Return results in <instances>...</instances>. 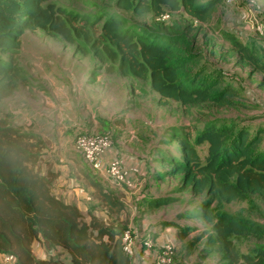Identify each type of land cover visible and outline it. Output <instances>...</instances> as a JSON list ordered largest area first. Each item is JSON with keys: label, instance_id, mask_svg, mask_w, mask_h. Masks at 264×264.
Here are the masks:
<instances>
[{"label": "trees", "instance_id": "trees-1", "mask_svg": "<svg viewBox=\"0 0 264 264\" xmlns=\"http://www.w3.org/2000/svg\"><path fill=\"white\" fill-rule=\"evenodd\" d=\"M114 3L134 15H150L154 21L135 31L121 28V19L109 16L96 31L99 18L91 20L50 0H0V101L19 85L29 83L17 55L22 34L37 29L75 44L83 55L92 54L108 74L147 81L157 93L159 104L173 100L182 105L209 102L229 106L239 96L230 86H223L218 77L208 81L202 78V69L193 72L191 68L199 57L196 30L202 29L217 4L234 6L240 11L238 0L229 3L115 0ZM177 13L187 16L188 21L180 25L177 19L172 20ZM232 21L237 27L238 23ZM251 29L247 30L254 33ZM226 32L243 62L264 72V64H259L247 46ZM260 41L264 48L263 39ZM236 131L209 123L192 143L191 134L173 132L180 156L162 158L161 162L169 165L165 175L180 174L177 191L189 188L192 195L204 196L198 216L211 224L207 240L219 257V264H264V130L257 129L251 136L245 129ZM204 142L206 152L201 156L197 145ZM40 146L36 135L21 132L0 116V254H12L15 264H65L59 259L33 256L32 242L41 238L49 248L58 246L67 250L72 264H131L121 245L127 221L118 222L114 213H123L125 204L82 170L96 190L95 195L104 202L109 217L91 215L86 221L75 204L51 192L53 173L42 174L37 167ZM252 196L259 203L248 209L247 218L212 208L215 204L245 202ZM186 234L178 233V240H183ZM247 237L263 240L255 247L254 255L240 254L237 250L236 242Z\"/></svg>", "mask_w": 264, "mask_h": 264}, {"label": "rangeland", "instance_id": "rangeland-1", "mask_svg": "<svg viewBox=\"0 0 264 264\" xmlns=\"http://www.w3.org/2000/svg\"><path fill=\"white\" fill-rule=\"evenodd\" d=\"M50 1L63 9L87 16L91 20L99 18L96 31L99 30L101 22L109 16L120 18L121 28L135 31H140L142 25L149 26L154 21L150 15H134L130 11L116 7L115 0ZM238 4L240 11L235 10L234 6L217 4L202 29L199 32L196 30V53L199 57L191 67L193 72L202 69L203 79L209 81L218 77L223 86H230L239 94L232 99L233 103L229 106H218L209 102L182 105L173 100L159 104L157 93L147 81L106 73L96 57L92 54L83 55L76 50L75 44L67 43L61 38H52L40 29L25 31L21 36V46L17 56L23 67L24 64L29 66L34 61L43 62V59L53 57L79 59L81 62L74 69L76 71L87 69L85 73L89 77L88 80L95 81L92 91L105 93V114L99 121L103 132L97 130L96 133L107 134L113 142L114 155L122 162L128 160L127 158L130 159L131 156H139L140 163L144 165L145 170L147 169V173L135 182L136 186L129 189L123 184L118 185L114 182L115 185L113 183L112 185L119 188L110 187L106 179L108 184L105 182L104 188L117 190L113 196L116 200L124 202L126 206L123 213L114 212L115 217L118 222L127 221L126 226H132L142 241L145 238H152L146 231L150 226L171 224L177 232V238L178 233L185 231L187 233L185 238L175 243L170 264H219V257L212 251L207 240L211 224L198 216L204 196L192 195L189 188L177 191L180 189V174L165 175L169 165L162 164L161 159H168L176 154L180 156L177 153L178 141L172 137V133L187 132L191 134L192 143L195 136L209 123L218 127H230L232 132L245 129L248 136L253 135L257 129L264 130V72L260 69L255 70L252 65L243 62L226 32L228 30L236 40L247 46L249 53L259 61L260 65L264 64L261 37L257 36L255 30L254 33L247 30H252L249 27L253 21H264V0H238ZM176 19L180 25L188 21L187 16L179 13L172 16V20ZM232 19L238 23L237 27ZM241 22L242 25L239 24ZM193 33L194 31L190 34V38H193L191 37ZM62 45H64L63 49H61ZM57 51L58 53H55ZM32 75L34 77H29L28 85L38 89L44 88L40 81L44 80L46 74L43 73L41 78L35 77L34 72ZM15 95H18V92ZM19 95L18 100L16 96V101L22 100V94ZM90 100L93 102V98ZM20 131L24 132L22 129ZM91 131L88 130V133ZM262 137L264 139V134ZM206 145L205 142L197 145L201 156L206 152ZM67 146L65 153L69 154L68 160L77 166V171L79 173L81 171L84 177V170L89 174L91 171L95 174V170L74 147V139L72 142L74 150H70ZM62 160L64 163L67 158ZM130 176L137 178L135 174ZM93 194H97L96 190ZM255 203L259 201L252 196L245 202L215 204L212 208L247 218L248 209H251ZM84 218L87 217L84 215ZM141 219L145 222L144 230L140 228ZM261 243L263 240L247 237L237 241L236 246L240 254L254 255L255 247ZM159 245L154 243L153 247L157 248Z\"/></svg>", "mask_w": 264, "mask_h": 264}, {"label": "crops", "instance_id": "crops-1", "mask_svg": "<svg viewBox=\"0 0 264 264\" xmlns=\"http://www.w3.org/2000/svg\"><path fill=\"white\" fill-rule=\"evenodd\" d=\"M63 48L64 45L61 46V49ZM80 62L79 59L53 57L52 59H43V62L34 61L29 64L30 67L24 64V69L29 77L33 76L32 72L36 74L35 77L40 78L43 73L46 74L44 80L40 81L44 88L38 89L28 84L19 85L9 96L0 101V116L6 117L14 127L36 135L41 141L37 167L42 174L53 173L50 190L54 195L75 204L87 217L86 221L90 220L91 215L109 219L104 202L93 194L94 187L88 183L81 171L80 173L77 171V166L68 160L69 154L65 153L67 145L70 150H74L72 142L77 133L88 130L98 132L103 129L100 127L99 121L105 114V93L92 91L95 81L88 80L89 77L85 73L87 69L79 71L74 69ZM46 91H48L47 94ZM16 92L18 95H15ZM88 92H90L89 95ZM19 94H22V100L16 101V96L17 100L20 97ZM91 98H93V102H91ZM62 158H67V160H64L63 163ZM127 159L122 163L127 170H130L128 171L130 182L123 185L129 189L136 186L135 182L138 178L143 177L145 168L140 163L139 156L134 155ZM104 173V170L95 171V174L91 171L89 175L103 188V184L107 183L106 179L109 181L110 187H114L113 182ZM133 174L137 178L130 176ZM110 187L107 190L115 199L113 195L117 190ZM114 188L118 189L119 187ZM143 226H145V222L142 219L140 222L142 230H144ZM146 231L156 245L178 242L177 232L171 224L150 226ZM31 248L35 258H53L62 260L65 264H72L67 250L58 246L49 248L41 238L35 239ZM130 259L131 264H151L150 253L140 245H138L136 255Z\"/></svg>", "mask_w": 264, "mask_h": 264}, {"label": "built area", "instance_id": "built-area-1", "mask_svg": "<svg viewBox=\"0 0 264 264\" xmlns=\"http://www.w3.org/2000/svg\"><path fill=\"white\" fill-rule=\"evenodd\" d=\"M234 2L237 0H225ZM167 16V15H165ZM164 16V17H165ZM264 41V21H253L250 26ZM74 147L81 153L85 161L95 171L104 170L107 177L114 183L128 184L130 178L128 170L124 167L122 161L113 153L114 145L112 140L104 134H97L95 131H82L74 138ZM107 155H110L109 157ZM141 239L137 233L129 226L123 230L121 235V245L123 252L133 258L137 251L138 245L145 247L150 253L151 264H170L175 244L166 242L160 244L157 248L154 246L153 238ZM16 260L12 254L1 253L0 264H15Z\"/></svg>", "mask_w": 264, "mask_h": 264}]
</instances>
